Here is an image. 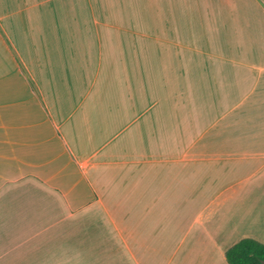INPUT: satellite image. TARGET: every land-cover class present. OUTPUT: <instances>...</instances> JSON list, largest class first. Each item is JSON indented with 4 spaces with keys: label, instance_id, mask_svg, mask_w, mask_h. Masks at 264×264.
<instances>
[{
    "label": "crops",
    "instance_id": "1",
    "mask_svg": "<svg viewBox=\"0 0 264 264\" xmlns=\"http://www.w3.org/2000/svg\"><path fill=\"white\" fill-rule=\"evenodd\" d=\"M264 245V0H0V264H227Z\"/></svg>",
    "mask_w": 264,
    "mask_h": 264
},
{
    "label": "trees",
    "instance_id": "2",
    "mask_svg": "<svg viewBox=\"0 0 264 264\" xmlns=\"http://www.w3.org/2000/svg\"><path fill=\"white\" fill-rule=\"evenodd\" d=\"M227 264H264V245L242 239L225 252Z\"/></svg>",
    "mask_w": 264,
    "mask_h": 264
}]
</instances>
